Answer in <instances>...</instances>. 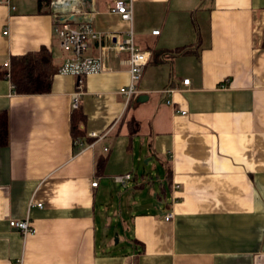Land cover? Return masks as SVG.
Segmentation results:
<instances>
[{
    "label": "crops",
    "instance_id": "1",
    "mask_svg": "<svg viewBox=\"0 0 264 264\" xmlns=\"http://www.w3.org/2000/svg\"><path fill=\"white\" fill-rule=\"evenodd\" d=\"M115 1L75 4L122 38L131 23ZM50 2L0 0V67L46 48L58 69L48 93L19 94L0 78L10 126L0 147V264H264V0H132L135 44L151 58L128 103L127 52L110 59L114 71L81 82L59 73L66 53ZM77 91L86 134L75 139ZM143 152L162 166L155 200L134 197L147 189ZM128 173L118 192L131 202L115 220L129 246L113 249L112 220L100 237L98 215L115 199L114 177ZM26 218L35 234L11 227Z\"/></svg>",
    "mask_w": 264,
    "mask_h": 264
},
{
    "label": "built area",
    "instance_id": "2",
    "mask_svg": "<svg viewBox=\"0 0 264 264\" xmlns=\"http://www.w3.org/2000/svg\"><path fill=\"white\" fill-rule=\"evenodd\" d=\"M78 0H51V14L54 20L55 31L59 39L61 49L66 53L64 61L59 66V73L63 75L78 76L80 82L84 76L91 74H101L114 71L110 64V59L119 57L121 53L127 52L128 57L122 60L128 67L130 80L128 85L120 89V93L128 103L132 97L138 93V84L142 79L145 67L148 65L151 54L148 51L140 50L135 44V34L133 30V4L132 0H116L112 6V11L118 13L121 18L131 23V28L126 32L125 37H120L114 32H102L96 29L93 18L82 15L83 10L76 6ZM154 34H159L160 30H154ZM96 46V53H90ZM6 69L5 77L11 80V61L3 64ZM184 85L190 84V79H184ZM15 89V85L12 84ZM175 89L165 88L162 93L168 97L172 96ZM82 92L77 91L73 95V108L78 109L81 104ZM167 103H172L167 99ZM186 113V112H183ZM90 136L99 138L97 133H90ZM77 142L83 144L81 139ZM132 179V174L116 175L114 181L125 185ZM94 187L98 186V180L93 181ZM173 213L165 216L167 221L172 220ZM12 228L22 232L25 236L36 233V227L30 218L10 221Z\"/></svg>",
    "mask_w": 264,
    "mask_h": 264
},
{
    "label": "trees",
    "instance_id": "3",
    "mask_svg": "<svg viewBox=\"0 0 264 264\" xmlns=\"http://www.w3.org/2000/svg\"><path fill=\"white\" fill-rule=\"evenodd\" d=\"M57 70V67L53 66L51 53L46 48L38 53L15 56L11 59V81L15 85V91L19 94L50 92L53 76ZM5 72L6 69L0 67V78L5 76ZM84 119L85 115L80 108L73 110L71 132L75 139L84 137L86 134L81 128ZM9 131V114L7 111H2L0 112V147L8 145Z\"/></svg>",
    "mask_w": 264,
    "mask_h": 264
},
{
    "label": "rangeland",
    "instance_id": "4",
    "mask_svg": "<svg viewBox=\"0 0 264 264\" xmlns=\"http://www.w3.org/2000/svg\"><path fill=\"white\" fill-rule=\"evenodd\" d=\"M142 157H143V160L139 162V167H140L139 178L143 171L146 172V175H145L146 179L144 182L147 186V189L143 190L141 193L136 194L134 197H136L138 201L142 198L146 200H151V199L155 200V194L161 191L160 183H161V179L163 176L161 174L162 166L159 164L158 159L156 157H154L153 159H149V157L146 156L145 152H143ZM150 187L154 189V192L149 195ZM119 190H121L122 193L125 191L123 184L117 185L115 199L113 198L107 199L106 212L105 211H102V213L99 212V215H98L99 224L101 225L100 226L101 231L99 234L100 237L101 235L103 236L104 234V220H105L106 215H109V217L112 220V227L108 228V231L107 232L105 231V234L106 233L109 234V240L111 241V246L113 247V249L114 248L125 249L129 246L127 242L125 241L124 237L121 236L122 234L121 222L119 223V221L115 219H117L118 214H120L119 213L120 209H122L121 203H123V208L126 211V209L129 208V201H130L129 198H132V197H130V195L127 194L125 197L122 198V195L120 196V192H118ZM138 201L137 202L133 201V203L130 205L131 208L133 206L138 205L139 203ZM117 233H120V235H117ZM117 238L119 239L118 242H117Z\"/></svg>",
    "mask_w": 264,
    "mask_h": 264
},
{
    "label": "water",
    "instance_id": "5",
    "mask_svg": "<svg viewBox=\"0 0 264 264\" xmlns=\"http://www.w3.org/2000/svg\"><path fill=\"white\" fill-rule=\"evenodd\" d=\"M147 98H148L147 96H141V97H140V100L143 101V100H146ZM117 241H118V239H117Z\"/></svg>",
    "mask_w": 264,
    "mask_h": 264
}]
</instances>
